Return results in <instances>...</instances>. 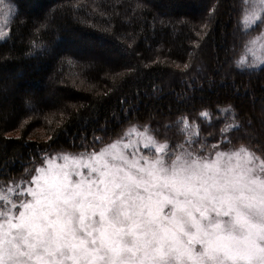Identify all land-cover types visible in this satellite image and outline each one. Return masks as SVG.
Here are the masks:
<instances>
[{
	"label": "snow or ice",
	"instance_id": "obj_1",
	"mask_svg": "<svg viewBox=\"0 0 264 264\" xmlns=\"http://www.w3.org/2000/svg\"><path fill=\"white\" fill-rule=\"evenodd\" d=\"M240 12L245 34L264 26V0H241ZM17 14V5L0 0V40ZM208 30L205 21L201 40ZM258 41L264 33L233 61L240 72L264 71ZM48 51L33 41L28 54ZM190 100L181 94L177 102ZM217 111L233 119L215 143L181 115L180 139L130 124L111 142L94 136L91 148L82 138L80 152L39 153L19 180L0 181V264H264V144H234L235 109ZM211 115L198 113L210 126ZM161 127L167 133L173 124Z\"/></svg>",
	"mask_w": 264,
	"mask_h": 264
},
{
	"label": "trees",
	"instance_id": "obj_2",
	"mask_svg": "<svg viewBox=\"0 0 264 264\" xmlns=\"http://www.w3.org/2000/svg\"><path fill=\"white\" fill-rule=\"evenodd\" d=\"M10 2L18 14L0 40V169L7 173L0 181L19 180L45 149L80 152L82 138L91 148L94 136L108 143L130 124L180 139L174 122L188 115L215 143L233 119L217 109L229 105L241 125L229 139L264 144V71L240 72L233 63L247 38L241 0ZM33 41L48 54L30 57ZM181 94L191 100L178 103ZM204 109L211 126L198 117ZM164 124L173 127L164 133Z\"/></svg>",
	"mask_w": 264,
	"mask_h": 264
},
{
	"label": "rangeland",
	"instance_id": "obj_3",
	"mask_svg": "<svg viewBox=\"0 0 264 264\" xmlns=\"http://www.w3.org/2000/svg\"><path fill=\"white\" fill-rule=\"evenodd\" d=\"M244 28V27H243ZM245 30V29H244ZM264 33V26H253L250 30L247 31V38L245 39L244 45L245 43H247V41L254 39L258 36H261V34ZM260 43H264V41H258L257 42V48L259 47ZM244 54V47L242 52L240 53V55L238 56V58ZM237 58V59H238ZM251 57L249 56V59Z\"/></svg>",
	"mask_w": 264,
	"mask_h": 264
}]
</instances>
